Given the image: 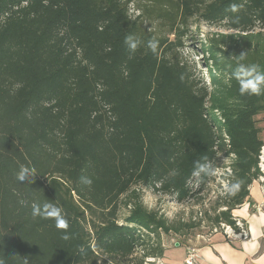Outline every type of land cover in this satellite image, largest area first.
<instances>
[{
	"label": "trees",
	"instance_id": "1",
	"mask_svg": "<svg viewBox=\"0 0 264 264\" xmlns=\"http://www.w3.org/2000/svg\"><path fill=\"white\" fill-rule=\"evenodd\" d=\"M201 22L233 30L202 40L208 85L179 57ZM263 25L264 0H0V260L144 264L161 256V233L186 240L203 219L238 231L232 210L260 175L264 95L226 81L241 55L264 69ZM127 35L144 41L134 54ZM218 153L227 183H245L212 213L170 220L143 204L142 187L191 198L210 180L192 175L195 162L215 167ZM21 166L35 169L29 182L17 179ZM44 203L63 210L68 239L32 216Z\"/></svg>",
	"mask_w": 264,
	"mask_h": 264
},
{
	"label": "rangeland",
	"instance_id": "2",
	"mask_svg": "<svg viewBox=\"0 0 264 264\" xmlns=\"http://www.w3.org/2000/svg\"><path fill=\"white\" fill-rule=\"evenodd\" d=\"M129 8L131 13L137 14V11L132 4L129 5ZM147 26L151 27V24H148ZM261 27L262 30H264V25ZM261 27L256 26V29ZM232 32L233 30L222 26V24L209 25L201 22L198 31L194 33L191 38L189 37L188 40H186L185 46L179 50V57L192 68L193 76L197 80H200V82L205 83L206 85L210 83L205 65L206 58L209 54L206 49L201 47L202 40L211 36L212 33L229 34ZM228 163L229 158L223 155V153H218L213 162L215 166L214 168L217 170L216 175L210 177L209 183H207L199 192L183 202H178L175 196L171 193L153 191L149 187H142L141 189L142 202L149 209H158L160 213L170 220L177 218L187 220L190 217L196 221L202 219L204 217V211L208 210L209 213H212L211 208L215 205L217 197L223 195V187L224 184L227 183L225 178L230 170ZM193 181V186L197 188L195 178ZM126 213L127 209L121 207L119 210V221H121ZM213 228V225L209 221L203 219V221L200 222V225L192 229L190 232L193 233V236L196 234H207L214 232ZM160 236L161 239L168 237L169 239L173 238L174 241L182 238L173 233H161ZM170 245L173 246V241H170ZM140 254L141 251H137L136 256H139ZM144 264L161 263H158L157 258L149 256L145 258Z\"/></svg>",
	"mask_w": 264,
	"mask_h": 264
},
{
	"label": "crops",
	"instance_id": "3",
	"mask_svg": "<svg viewBox=\"0 0 264 264\" xmlns=\"http://www.w3.org/2000/svg\"><path fill=\"white\" fill-rule=\"evenodd\" d=\"M262 126L260 135L264 141V121ZM248 192L244 203L232 210V215L244 224L246 235L232 238L218 229L186 240L162 238L163 252L155 257L158 263L184 264L186 248L195 245L199 249V264H264V181L253 180Z\"/></svg>",
	"mask_w": 264,
	"mask_h": 264
},
{
	"label": "clouds",
	"instance_id": "4",
	"mask_svg": "<svg viewBox=\"0 0 264 264\" xmlns=\"http://www.w3.org/2000/svg\"><path fill=\"white\" fill-rule=\"evenodd\" d=\"M230 10L235 13L237 12L238 6L232 5ZM125 45L130 54H134L138 48L144 45L139 37L135 35H127L124 41ZM159 41L155 37L148 39L146 42V49L153 54L157 53ZM245 59L243 55L236 61L235 67L232 69L230 78L226 83L230 85V81L234 79L238 85V92L240 96H262L264 95V69L256 63H243ZM236 160L235 154H233L232 161ZM231 172V170H229ZM217 170L212 166L210 162H195V167L193 169L192 175L197 178H205L215 176ZM35 174L34 168H29L26 166H21L19 172L17 173V179L23 183L25 181L29 182L31 177ZM172 176L178 175L177 172L173 171ZM80 182L86 186L92 185V179L88 176H81ZM244 180L241 178H234L232 182L225 183L223 187V195L226 197H235L242 189L244 185ZM178 210V209H177ZM33 217H42L45 219H52L55 221V227L57 229L64 230L63 238L68 239V229L69 222L65 218L63 210L52 204H33L32 212ZM171 215V214H170ZM0 264H4L3 260H0Z\"/></svg>",
	"mask_w": 264,
	"mask_h": 264
},
{
	"label": "built area",
	"instance_id": "5",
	"mask_svg": "<svg viewBox=\"0 0 264 264\" xmlns=\"http://www.w3.org/2000/svg\"><path fill=\"white\" fill-rule=\"evenodd\" d=\"M258 168L260 171V175L258 176L257 179L260 181H264V145L261 148L260 155H259V162H258ZM236 225L239 227V232H236L234 228L228 225H223V231L228 237H234V236H240V235H246L245 233V226L244 224L236 220ZM213 231H217L216 228L213 229ZM199 259H200V254H199V249L193 245H190L186 248V255L183 260L184 264H199Z\"/></svg>",
	"mask_w": 264,
	"mask_h": 264
},
{
	"label": "water",
	"instance_id": "6",
	"mask_svg": "<svg viewBox=\"0 0 264 264\" xmlns=\"http://www.w3.org/2000/svg\"><path fill=\"white\" fill-rule=\"evenodd\" d=\"M176 245H178V243H176Z\"/></svg>",
	"mask_w": 264,
	"mask_h": 264
}]
</instances>
